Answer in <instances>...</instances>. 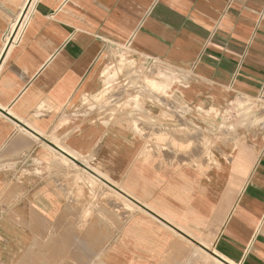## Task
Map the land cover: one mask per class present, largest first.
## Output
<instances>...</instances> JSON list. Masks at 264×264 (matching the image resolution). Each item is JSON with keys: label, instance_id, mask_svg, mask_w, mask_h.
Wrapping results in <instances>:
<instances>
[{"label": "crops", "instance_id": "obj_1", "mask_svg": "<svg viewBox=\"0 0 264 264\" xmlns=\"http://www.w3.org/2000/svg\"><path fill=\"white\" fill-rule=\"evenodd\" d=\"M29 1L0 0V264H264V0H32L10 42ZM115 62L133 108H78Z\"/></svg>", "mask_w": 264, "mask_h": 264}, {"label": "rangeland", "instance_id": "obj_2", "mask_svg": "<svg viewBox=\"0 0 264 264\" xmlns=\"http://www.w3.org/2000/svg\"><path fill=\"white\" fill-rule=\"evenodd\" d=\"M17 28V23L15 25V28L13 30V35H12V39L10 40V42L17 37L18 33L21 31V29L23 28V24L20 27L19 31L15 34ZM10 44V43H8ZM122 52V49H119L117 47H112L109 49V56L110 59L112 60L114 57L117 58L119 63H124L126 58H125V54L124 53H120ZM115 65V66H114ZM112 65V68L106 73L104 74V86L103 89L101 91V93H99L97 96H93L92 98H85L82 103H80V105L78 106V108L84 110L85 111H90V113H93V111H98V110H111V112H116L115 109L120 108V104H121V100H123L122 102V109H127L130 110L131 106L133 108V102L131 100H128L129 97L134 96V101H136V99H138L137 96H135V94L133 93L134 91H131V88H127L123 87L122 88V84L124 83L123 80H119L121 78V76H117V70L115 69L117 64L115 62V64ZM139 67L141 69H145L147 67V63L146 61H140L138 63ZM145 71V70H143ZM172 73V71H171ZM162 76H164L162 74ZM170 76L172 79L175 76L174 73L170 74V75H166ZM156 84V82L154 84H150V88L158 91L162 90V87L159 86V84H156V86L154 87V85ZM158 85V86H157ZM123 91V93H122ZM121 94L120 96H122V98L119 100V102H116L113 100L112 95L113 94ZM134 94V95H132ZM137 95V94H136ZM124 98V99H123ZM140 99V98H139ZM135 104V103H134ZM119 106V107H118ZM136 108L139 107V105L136 103ZM140 108V107H139ZM108 116H112V114H108Z\"/></svg>", "mask_w": 264, "mask_h": 264}, {"label": "bare ground", "instance_id": "obj_3", "mask_svg": "<svg viewBox=\"0 0 264 264\" xmlns=\"http://www.w3.org/2000/svg\"><path fill=\"white\" fill-rule=\"evenodd\" d=\"M31 1H32V0L29 1L28 6L26 7L24 13L21 15L20 19L17 21V28H16V31H15V34L19 31L20 27L22 26V24H23V22H24V20H25V18H26V16H27V14H28V8H29V6H30V4H31ZM8 45H10V44H8ZM150 83H151V84H154L155 82L151 81ZM155 86H156V84L154 85V87H155ZM157 86H158V85H157ZM159 86H160V85H159ZM141 117H142V116H141ZM153 210H154V209H153Z\"/></svg>", "mask_w": 264, "mask_h": 264}]
</instances>
